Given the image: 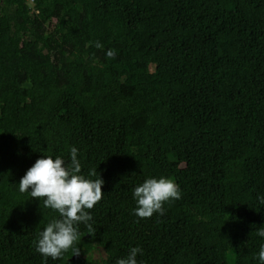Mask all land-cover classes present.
I'll list each match as a JSON object with an SVG mask.
<instances>
[{"label": "trees", "instance_id": "trees-1", "mask_svg": "<svg viewBox=\"0 0 264 264\" xmlns=\"http://www.w3.org/2000/svg\"><path fill=\"white\" fill-rule=\"evenodd\" d=\"M72 146L102 197L79 252L45 260L59 214L18 182ZM160 176L180 198L135 216L132 189ZM257 193L264 0H0V264H115L134 246L138 264H258Z\"/></svg>", "mask_w": 264, "mask_h": 264}, {"label": "clouds", "instance_id": "clouds-1", "mask_svg": "<svg viewBox=\"0 0 264 264\" xmlns=\"http://www.w3.org/2000/svg\"><path fill=\"white\" fill-rule=\"evenodd\" d=\"M101 48L99 42L95 45ZM108 58L115 56L112 49L106 51ZM78 149L72 146L69 150V161L62 157L39 156L25 170L18 182L21 193L28 192L31 198H42L45 208L55 210L59 218H53L39 232L35 242V250L47 260L58 258L62 253L72 249V255L79 252L74 247L77 240V225L81 222L91 228V209L101 199V187L104 181L86 178L80 174L81 164L77 158ZM95 175L89 173V177ZM132 197L136 207L132 210L135 216L145 218L154 212L163 214L166 201L179 199L180 191L175 182L165 176L147 177L132 189ZM256 202L264 207V195L257 193ZM261 238L258 252L254 259L264 264V227L256 229ZM142 254L139 246L131 247L124 257H118L115 264H138L137 254Z\"/></svg>", "mask_w": 264, "mask_h": 264}, {"label": "rangeland", "instance_id": "rangeland-1", "mask_svg": "<svg viewBox=\"0 0 264 264\" xmlns=\"http://www.w3.org/2000/svg\"><path fill=\"white\" fill-rule=\"evenodd\" d=\"M116 144H117V147L119 148V150L123 151V145L119 141V139H116ZM103 256H105V253H104V251L101 248H98V250H96L95 253H94V257L95 258H99V257H103Z\"/></svg>", "mask_w": 264, "mask_h": 264}, {"label": "water", "instance_id": "water-1", "mask_svg": "<svg viewBox=\"0 0 264 264\" xmlns=\"http://www.w3.org/2000/svg\"><path fill=\"white\" fill-rule=\"evenodd\" d=\"M77 255H75V257H76Z\"/></svg>", "mask_w": 264, "mask_h": 264}, {"label": "built area", "instance_id": "built-area-1", "mask_svg": "<svg viewBox=\"0 0 264 264\" xmlns=\"http://www.w3.org/2000/svg\"><path fill=\"white\" fill-rule=\"evenodd\" d=\"M30 1H32V0H30Z\"/></svg>", "mask_w": 264, "mask_h": 264}]
</instances>
